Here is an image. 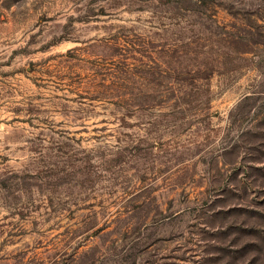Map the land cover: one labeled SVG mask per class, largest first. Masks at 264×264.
Segmentation results:
<instances>
[{
	"label": "rangeland",
	"instance_id": "obj_1",
	"mask_svg": "<svg viewBox=\"0 0 264 264\" xmlns=\"http://www.w3.org/2000/svg\"><path fill=\"white\" fill-rule=\"evenodd\" d=\"M0 264H264V0H0Z\"/></svg>",
	"mask_w": 264,
	"mask_h": 264
}]
</instances>
